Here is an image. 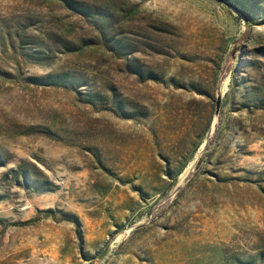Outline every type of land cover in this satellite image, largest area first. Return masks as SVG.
I'll use <instances>...</instances> for the list:
<instances>
[{
  "label": "rangeland",
  "instance_id": "obj_1",
  "mask_svg": "<svg viewBox=\"0 0 264 264\" xmlns=\"http://www.w3.org/2000/svg\"><path fill=\"white\" fill-rule=\"evenodd\" d=\"M0 264H264V0H0Z\"/></svg>",
  "mask_w": 264,
  "mask_h": 264
},
{
  "label": "water",
  "instance_id": "obj_2",
  "mask_svg": "<svg viewBox=\"0 0 264 264\" xmlns=\"http://www.w3.org/2000/svg\"><path fill=\"white\" fill-rule=\"evenodd\" d=\"M219 106H220V98L218 97L217 98V101H216V110H215V114L217 115L218 114V110H219ZM108 252V246H106L102 252L99 254L98 256V259H102L106 253Z\"/></svg>",
  "mask_w": 264,
  "mask_h": 264
}]
</instances>
